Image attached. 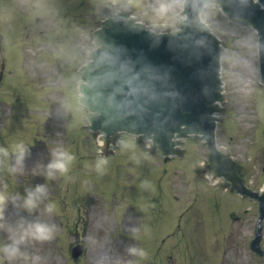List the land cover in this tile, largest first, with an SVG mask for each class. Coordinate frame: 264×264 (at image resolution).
<instances>
[{
    "label": "rangeland",
    "instance_id": "1",
    "mask_svg": "<svg viewBox=\"0 0 264 264\" xmlns=\"http://www.w3.org/2000/svg\"><path fill=\"white\" fill-rule=\"evenodd\" d=\"M11 1L0 0V31L5 32L0 42V73L11 82L20 83L21 88L18 91L12 84L1 88L4 83L0 84V128L9 130L8 133L20 131L25 143L33 136L37 141L28 144L31 151L24 159L23 171L0 168V187L11 195L20 193L22 198L26 189L45 183L49 196L29 211L20 206L22 199L13 200L10 195L0 219V242H9L11 235L19 234L17 225L22 218L50 219L58 226L53 239L21 245L29 253H38L42 257L40 264H125L130 258L127 248L132 244L149 251L141 264H264V257L249 248L257 224L255 204L249 200L231 203L233 214L243 213L244 208L248 211L242 214V220L230 218L228 225L223 219L228 207L220 205L214 211L210 199L227 198L219 194L222 191L211 176L199 171L208 153L200 137L183 142L182 157H168L165 161L159 153L151 158L145 155L147 143L125 134L122 141L134 140L135 146L125 148L120 143L117 151L108 156L103 170L95 167L102 136L87 128L88 110L77 104V68L96 44L93 30L108 11L124 3L147 24L173 29L180 17L182 0H178L171 22L147 9L157 0H85L84 4L82 0L81 9L80 0H75L70 13L61 8L64 3L71 5L70 0H23L24 9L10 20ZM37 2L34 10L42 15L36 14L40 18L33 23V12L29 15L26 10ZM204 17L223 40L227 101L219 113L218 145L238 160L254 188L264 189V87L256 84V33L251 28L231 31L226 17L214 6L207 8ZM30 22L33 24L29 25ZM76 29L82 35L77 36ZM9 69L12 71L7 73ZM40 87L44 92L35 95L38 99L43 97L44 102L33 105L34 92L30 88L37 91ZM20 98L25 100L21 107ZM30 136L31 139H25ZM7 138H0V144L5 145ZM58 144L70 146L76 159L69 173L50 179L44 173ZM196 187L202 190V196H198ZM210 188H214L213 192ZM180 193L185 200L193 197L198 202L180 203ZM153 197L162 200L161 211L153 208L137 215L135 209L142 211L152 205ZM49 199L55 200L58 207L51 215L44 211ZM133 226L140 228L139 239L131 232ZM77 239L85 242L87 250L75 261L70 247ZM4 264L31 262L16 260Z\"/></svg>",
    "mask_w": 264,
    "mask_h": 264
},
{
    "label": "water",
    "instance_id": "2",
    "mask_svg": "<svg viewBox=\"0 0 264 264\" xmlns=\"http://www.w3.org/2000/svg\"><path fill=\"white\" fill-rule=\"evenodd\" d=\"M205 1L189 0L187 19L181 20V30L172 33H155L124 10L108 16L96 30L98 47L82 69L81 101L92 111L91 127L105 131L113 142L121 131H128L152 139L156 147L171 154L177 151L176 138L203 135L210 147L212 170L231 180L240 192L260 200L258 230L251 248L264 254L260 246L264 194L248 189L232 172V161L216 147L214 112L224 95L220 50L195 23ZM219 1L258 28L264 76V0L256 5L251 0Z\"/></svg>",
    "mask_w": 264,
    "mask_h": 264
},
{
    "label": "clouds",
    "instance_id": "3",
    "mask_svg": "<svg viewBox=\"0 0 264 264\" xmlns=\"http://www.w3.org/2000/svg\"><path fill=\"white\" fill-rule=\"evenodd\" d=\"M178 0H157L154 4L147 5V9L153 11L158 17L169 22L175 19L173 12L177 9ZM143 10V8H142ZM196 42H203L201 38H195ZM98 103L103 105V100H98ZM132 110L129 109V113ZM125 113V114H129ZM102 143V142H101ZM125 148L134 147V140H127L121 142ZM150 146V145H149ZM29 150V145L24 140H17L12 144L5 146L0 144V168H7L9 172L23 171V164L25 156ZM9 157H14V163H9ZM76 159V154L71 151L70 146L58 144L52 150V159L47 162L44 173L48 178L55 179L57 175H65L69 173L72 162ZM108 163V158L101 156L96 162V169L98 171L103 170V165ZM11 194L7 191L0 192V199H6ZM49 196V189L47 184L38 183L35 187L26 189V195L21 198L20 193L11 195L13 200L22 199L21 207L32 211L39 207L41 202L45 201ZM57 203L55 200H47L45 203L44 211L51 215L57 211ZM4 215L0 212V218ZM2 222V221H0ZM57 225L50 219H34L26 220L21 219L17 225L18 235H11L9 242H0V264H4L5 261L11 262L16 260L30 261L31 264H40L42 257L36 253L32 254L21 248V245L26 241H45L54 238L57 232ZM133 236L139 239L137 233L140 232V228L133 226L131 229ZM129 253V259L125 261V264H141L142 260H145L149 256L147 248L132 244L127 248ZM136 257L137 259H132Z\"/></svg>",
    "mask_w": 264,
    "mask_h": 264
},
{
    "label": "bare ground",
    "instance_id": "4",
    "mask_svg": "<svg viewBox=\"0 0 264 264\" xmlns=\"http://www.w3.org/2000/svg\"><path fill=\"white\" fill-rule=\"evenodd\" d=\"M99 264H102V262L101 263L99 262Z\"/></svg>",
    "mask_w": 264,
    "mask_h": 264
}]
</instances>
